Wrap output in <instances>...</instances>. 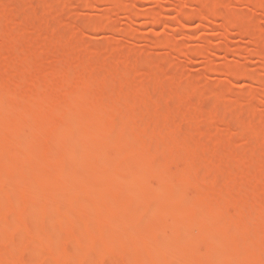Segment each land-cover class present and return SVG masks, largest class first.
<instances>
[{
	"label": "rangeland",
	"instance_id": "rangeland-1",
	"mask_svg": "<svg viewBox=\"0 0 264 264\" xmlns=\"http://www.w3.org/2000/svg\"><path fill=\"white\" fill-rule=\"evenodd\" d=\"M35 1L38 4L39 7L37 5L36 6L39 9H35L32 11V8L35 6L34 4H36L34 3ZM35 1L33 2V0H16V3L12 4L11 0H0V16L6 18L4 22L6 21L7 25H0V33H4L6 32V30L7 33H10L11 27H8L10 24L8 25L7 20L10 18V15L12 16L14 14L17 20L14 19V15L11 19L15 22H18L19 24H17L20 25L19 27L21 29H23V27H26V33L23 32V36L19 35L18 40L24 44L26 49V52H24L25 54L21 55L22 59L23 57H25L23 59V64L24 66H26V63H29L27 65L29 67L26 66L28 68H26L28 70L27 72L24 67L20 68L17 67L16 64H13L14 61L12 59H8L7 61L6 59L8 57L12 58L11 56H16V53L14 51L16 49L17 52L19 48L12 49L13 47L18 46H14L13 44H11L13 45L11 46L10 43H7L8 41L11 42L8 39L7 42L0 41V58L2 59V57L5 58L7 56V58L4 59L5 61H7V63H4V61L3 64L2 61H0L1 64H3L2 66H4L5 64H9L10 61H13V63L11 62L9 65L12 64L13 66H16L17 72H20L21 74H19L22 77L20 82L16 85V87H18L19 89H14L13 85L9 86V84L11 83H8L9 88H0L1 92L7 91L6 89L10 90L7 91L6 95L2 96L3 101L0 102V113L3 116H0L2 117L0 119L3 123H5L3 124L4 127L5 125L10 128L13 126L15 127L16 123H19L21 120H23V118L26 119V117H24L26 115L28 118L27 122L29 124L30 118L32 119L30 120L31 122H34L36 121V118H39L38 115H36L38 113L41 116L42 120L43 116L45 118L46 113V115H49L52 111L54 112V110L52 109L54 108V102L56 103V100L59 101L58 99L60 98L58 97L62 96V91L65 92L64 90H62L64 89L62 88V85H66L69 83H72L71 87L75 88V86H73L74 84L80 87L74 89L75 92L79 94V96L78 94L73 93L74 96L77 95V99L75 97H72L71 95V97L73 98H71V101L74 100L76 102V100H82V97L88 95L89 98L87 97V99H90L91 101H95L99 98V102L101 103V101H103L102 104L104 106L103 108L101 106V110H99L98 113H100V115L102 113L103 114L101 116L98 115L99 117L97 118L88 117L90 118H87L88 120H86V117H83L85 120H81L80 118V122L78 121L79 119H76V123L73 119H69L70 121L73 120L72 122L77 124V126L74 125V128L71 127L72 122L70 123L68 119L67 121L70 125L68 124V122L66 123L67 125L64 123L66 120H61V129L63 128L62 123L67 126H64L65 128L62 130L59 129L60 131H64V134L61 136H58L60 135V132L56 128L53 129L57 130V133L54 131L55 135H53L52 127H54L55 125L49 124V126H47L48 124L46 125V123L42 121L40 124V128L42 130H39L40 135L42 134L41 136L39 135V131L37 129L35 131L30 130L29 128L26 129L25 127H21L22 130H20L19 127L20 132H15L17 129L15 131L13 130L15 135H17L15 143L13 142L15 138L13 132H7L8 136H14L13 140L11 139V141L9 139L12 138V136L8 139V137L6 136V132L3 130L5 132L4 134V132L0 131V134L2 133V135L0 136L1 148L5 147L6 149L8 147H11L10 149L13 150L19 144H16V142L19 141H17V139H20V143L23 141L22 144L24 146L22 145V147L17 148L19 149V153H25L26 155L31 153V149L29 150V147L35 148H32L34 151L38 149L40 153L42 151L44 152L45 149L47 150V148L49 149V145H51V151H54L53 148H55L58 152L54 144L58 146L56 142L58 143V140L60 139L59 137H61V139L63 138L62 142L61 140L59 141V149L62 150H59L60 153H57L55 151V153H51L49 150L48 155L51 154L50 156H46L41 153L43 157H39L41 155L36 153L38 156L35 157V152L33 151L36 160L33 158V154L31 153V159L29 157H25L26 160L27 158H29L30 160L28 165L26 167H23L21 170H18L20 173L17 170L15 171L16 173H19L17 177H15L16 173L15 176H6V178L9 177L8 180L9 184H11V190L9 191V194L7 192L6 195L3 196L6 198L8 197L7 199L0 197V219H5L8 221V225H4L5 228H3V225L0 227V229L2 228L0 230V264H8V261L9 264H47L50 263L47 262L49 260L45 259L47 257H49L48 259L50 260L52 259L51 264L53 262V264H55V262L56 264H71V262L72 264H75L73 263L75 262L74 258L77 259V264H80L82 261V264H96L97 261L94 260L95 257L92 256L93 253L94 256L95 254L97 255V253H95V250L93 251V249H95L96 247L94 245L96 242V238L98 237L96 233L99 231L102 234L103 232H105V228H107V230L108 228L109 230L111 229L113 231V234L114 232L116 234L114 239L110 241L111 243L109 242L104 246L107 250L111 251L113 255L112 259L115 261L113 262V264H142V262L144 261H148L149 264H161V262L164 261V258H167L168 255H171L172 251H170V242L178 250L176 254H173L175 251H173L172 253V255H175V258L171 257L172 255L170 257L168 256L169 259L173 258L171 259L172 262H174L173 264H195L193 262H196V264H264V65L263 60L261 59H264V12H262V10H257L256 7H254L253 9L251 6L255 5L250 3V1L257 2V0H223V2L220 0L219 2H221L222 5L220 7L218 5L219 10H217L218 12L221 11L220 15H214L216 17L210 20L208 19V21L207 19L202 20L200 17L199 19H197L196 17L198 16L194 17L192 15L193 18L192 16L188 17L189 13L190 15L194 12V14H197L196 10L199 9V6L203 4L202 3L199 5L200 0H198V4L193 0L191 2L189 0H185V2L182 0ZM109 1L114 3V5L115 3L117 5L118 2L120 4H118L119 6L117 5L119 9L121 7L123 9H115L117 7L116 5L114 7L112 5L107 6V2L108 4L111 3H109ZM207 1L212 2L211 0H206V2ZM260 1L264 2V0ZM201 2H203V0H201ZM31 3V6L33 7L30 6ZM60 3L62 4L59 5ZM195 5L196 7H194ZM62 6L66 8H64L66 12L63 10ZM56 7L61 8V13L58 12L59 9L57 10ZM111 8H113V10L108 11V9ZM190 8L193 9L189 11ZM62 10L64 11L63 14ZM47 11L51 14L48 15L49 17L53 15L52 13H56L55 16L53 15L54 18H52V20L50 18H46L45 15L47 14L44 15V13ZM127 11L132 13L133 11H135L133 14L134 16H129V14L132 13H128ZM184 11L188 13V15L186 13L187 16H185ZM22 13L29 14V20H31V23H29L30 27L27 26L28 24L25 22V19L23 20V18H20V16L24 17V15H26H23ZM145 14H147L148 16L150 15V18L144 17ZM16 15H19V17H16ZM221 15L223 16V19H221ZM224 16L225 18L229 17L225 19L226 22H229V20H231L230 23L233 22V24L236 23L235 20L237 22L239 19H241V22L245 20L244 22L246 24H250L249 26L247 25L248 28H245L249 29V27H252L251 29L252 32L254 31L253 33L255 36V40L252 41L248 37L244 38L240 34L239 36L237 30L234 29L233 26V29H230L229 32L226 30V28L224 29ZM81 19L84 23H80L81 21L79 22V20ZM84 19H86L87 21H85ZM221 20H223L224 22ZM246 24H242V26H246ZM236 26L240 25H237L236 23ZM69 27L73 30L74 27L77 28L76 31L78 34L74 32L77 35L72 38L69 37L72 36V32L71 35H67V31L70 30L68 29ZM8 28L10 31L8 30ZM61 28H64L65 31L67 30V34H65V31ZM60 29L64 31V34L61 33ZM53 35L55 37H52ZM50 38H52V40H58L59 38L58 42L61 45L58 44L60 45V48L57 46L59 48L58 51H60L62 46V50L60 51L61 53H59L60 55H57V57L59 58L54 59L56 55H53L52 53V55H50L49 53L51 52V50L50 52H48L49 48L53 49V47H55V43L56 45L58 43L57 41L52 42ZM6 46L8 48L10 47V49H7ZM28 46L33 47L34 50L28 51ZM57 47L55 49H58ZM226 47H228V49L231 48L230 50H233V52L226 54ZM122 49L124 51H122ZM40 50L42 52H40ZM81 50H89V53L87 54L91 58L88 59L87 57L89 56H87V59H80L81 57L87 55L84 52H82L81 54L84 53L85 55L82 56L80 54V58H78L77 54L80 53ZM201 50L205 53H201ZM44 51H47L48 55H50L49 61H47L48 59H45L47 58V54H45V57H42L44 55ZM70 51L72 53L77 52L76 54H74L77 58L75 57V59H72V57H70L72 59H70L71 61L66 58L65 55H63L66 52V54H69L68 52ZM194 51H197L198 55H196L197 53L195 54ZM41 53L43 55H41ZM139 55L142 56L143 61L145 60V62H142L141 64L143 66H141L140 63L137 64L138 62H140L138 60L141 59V57H139L140 59H137ZM60 56L63 57V59H61ZM39 58H41V60H38ZM51 58H53L54 60ZM59 59H61L62 61ZM135 59L137 62L135 61ZM176 59L177 61L174 62V60ZM52 60L55 62L53 63ZM33 61H35V63ZM33 63H38V66L35 65V67ZM91 63L95 64L96 66V63H98L99 65H101L102 63L104 64V67H106L103 68V65H98V67H102L101 73V69L97 67L99 70L95 71L96 66H94L95 68H93L91 66ZM124 65H126L127 69L121 70L122 72L118 73L117 70L121 66L125 68ZM83 67L88 69H84ZM145 67L150 68L151 71L148 72L152 74L150 77H148L147 80H145V72L147 71L143 72V70H147L145 69ZM151 67H154L153 70L156 71L153 72ZM11 68L12 67H10V69ZM81 68L84 70H81ZM106 68L109 70L110 68H114L115 71L112 69V71H106ZM31 69L34 70L32 74H30V72H32ZM168 69H173L172 71L175 70L176 73H171ZM11 70L14 71L15 68L14 70ZM71 70L78 71L80 76L83 75L82 71L87 70L88 73H86V79H88V81L84 79L85 76L84 78L80 79V76H78V72L76 71L75 74L77 73V76L73 74L76 77H72V73L69 72ZM231 71L238 73L233 74L231 73ZM17 72L15 73L17 74ZM69 73L71 74V76ZM110 73H114V75H110ZM157 73L159 75H157ZM155 74L157 75L156 79L154 78L156 76ZM107 75L109 77H107ZM163 76L166 79L162 78ZM89 77L91 80L89 79ZM168 77H171L173 79H169ZM106 78L107 80H105ZM82 79H84L85 81H82ZM99 79L100 81L102 80L103 83H100ZM142 79L145 80V84ZM79 80L82 82H79ZM160 80L161 82H159ZM28 81L30 82V84H33V81H35L33 87L37 86V84L39 85L40 83L39 88L35 87L33 89V87H29L31 85ZM89 81H91L89 84L91 87H89L87 84L89 83ZM21 82H24L23 86ZM27 83L28 85L24 87V85H26ZM13 84L15 85V83ZM81 85L83 87H81ZM22 87L25 89H23ZM126 87L129 88V93L125 92L126 90L128 91ZM26 89H28V91ZM66 89L70 90L73 88ZM21 91L23 92L21 93ZM32 91L35 94L32 93ZM39 92L44 93V95L47 92V94L46 96L42 94V96ZM15 93H18L19 95H16ZM54 95L56 96L54 97ZM120 95L123 96V98ZM52 96L55 100L53 98V100L51 99ZM125 96L128 97L125 98L126 101L122 102L121 99L124 100ZM169 97H173L174 99H170ZM16 98L18 99V101ZM43 98H47V102L49 101L48 98H50V101L53 102H49L50 106L49 104L47 105V103L44 106L43 103H45V101ZM114 99L117 102H114ZM141 99L144 100L141 101ZM37 100H41L39 101L38 106L36 104ZM82 101H79L80 104ZM32 102H35L34 105ZM138 102H141V104ZM142 102H146V105H143ZM73 105H75V103H73ZM116 105L119 107V109H115L117 108ZM120 105H122L123 107H120ZM43 106L46 109L43 110ZM40 107L42 108V110ZM27 108L29 109L30 113L28 112ZM55 108L56 111L59 106H55ZM116 111L121 113L115 114ZM93 118L95 119L93 120ZM116 118H119L120 120H116ZM125 118L128 120H126ZM170 118H178V120L185 125L181 129H178L176 128V124H174V122H172ZM121 119H125L126 121H122ZM1 120L0 126L2 125ZM120 122L122 126L119 124ZM123 122L125 123V126L123 125ZM167 122L169 123L168 127L166 125ZM74 123H72V125ZM155 124H158L159 129L157 128L158 131L156 129L153 133H151ZM164 126L166 127L164 128ZM170 127L174 130V132H168L169 130L172 131ZM224 127H226V129ZM209 128H211L210 132ZM113 129L116 130L114 131ZM146 129H148L147 132ZM218 129H221V132H219L220 130ZM225 130H227L228 132L227 136ZM37 131L38 133H36ZM164 131H166V133ZM205 132H209L208 134H210L207 137L208 139L206 138L207 140H204V137L202 136ZM19 133H22L23 135H20V138ZM222 133L226 136V141L223 138L225 143L228 142V144H230V149H228V151L230 150V153L225 152L226 154L223 153L222 155L218 153L217 155L216 152L218 151V149L220 150V147H215V144H217L216 146H220L223 136H219H221ZM249 134H256L255 139H249ZM70 135H72V137ZM246 135H249V138H246ZM46 138H51L52 142L50 141V143L48 144ZM76 138L78 139V142L80 144L77 143ZM34 139L37 142H35ZM223 139L222 142L224 143ZM210 140L211 142L216 141L213 142L214 146H211L213 144L210 142ZM8 141L9 144H6ZM68 143L70 145L74 143L75 145L73 144L74 146L72 147H70V145L66 146L68 145ZM5 144L7 146H5ZM231 146L234 147V149L237 148L235 152L233 151V148H231ZM24 148H28V150H26L27 153L24 151ZM213 148L216 149V151H214ZM18 149L15 148L14 150H17L18 152ZM123 150L124 152L126 151L125 154L123 153ZM127 150H129L130 152L128 151L127 153ZM199 150L202 151L201 154L202 156L204 154L205 158L201 156ZM210 151H213L215 155L213 153H210V158H208L209 160H207L206 157L209 156ZM112 152L115 154L114 157L116 159L113 158L114 154H112ZM172 152L173 154L175 153V155H177L176 161H169L167 158ZM205 152L206 154L208 153V155H205ZM116 155L117 157L118 155L120 157L117 158ZM111 156L113 159H111ZM215 156H227L225 157L226 161L223 159L220 160L221 162L218 161V164L217 162L214 164L211 163L212 165L209 164L211 162V157L213 160H215ZM38 157L42 159H39ZM32 159H34L33 162ZM37 159H39V162L40 160L42 162H38L35 165L36 161H38ZM216 160H218V158H216ZM105 161H107V163ZM101 162H105L106 166H104V164H102ZM155 162L159 165L161 175H163H160L158 178H161L158 180L155 179L156 175H154L153 173V164ZM91 163L95 164V172L93 171L94 167L90 165L92 168L91 172H94L93 174H91L92 179L96 180L95 182H92L91 175H89L90 178H88V174L90 173L86 174V172H90L89 168L87 169V167ZM31 164H33L34 166ZM205 164L208 166H206ZM97 166L99 167V169L96 168ZM29 169L30 171H28ZM82 173L86 174V178H84L85 175L83 176ZM76 175H78V179L76 178ZM93 175L95 176L94 178ZM87 178L91 182L86 181L89 182L86 184L84 180H87ZM6 180L7 179H5V181ZM79 182L81 184H79ZM82 182H84V184H82ZM120 183H129L127 185L129 186V189H126L127 192H124L126 187L124 185L123 186L125 188L121 187ZM159 183H163L162 186H165V188L162 187ZM135 184L137 185V187ZM148 184L151 191L153 187L159 186L164 189V191L161 192H159L158 189L157 190L159 192L158 194L160 198L163 197V200L165 202L160 201V204L158 203L159 205L155 206L147 205L150 204V202L152 203L157 201V198L154 197H157L158 195L155 194L152 197V193L157 192V190H153L155 192L152 191L150 193L149 188L146 187ZM88 187H90V189ZM113 188L115 192H113ZM91 189H93V191ZM146 189L149 194H151V198H154L156 200L150 201L151 198L146 194L148 193L146 192ZM88 190H91L90 192H92L93 194H101V191L103 192L104 190V193L106 191L109 192V190L111 191V193L113 192L110 195L115 199L114 201L120 202V205L117 203L119 207L115 205L116 209L118 210V208H122L120 209L119 215V210L115 211L114 209L112 211V215H109V218L106 217L107 219H104L103 217L105 216H102V220L105 221V224L99 216L98 221V217L96 216V212L94 209L95 207L93 206L95 205L94 201H91L92 204L90 202L87 205L83 204L81 191L82 194H85L89 192ZM141 192L145 193L144 195L146 196H143V193ZM104 193L102 195H104ZM107 193H105L104 197L107 198V200H113V198H109L111 196L108 195L109 197H107ZM125 193L128 196H125ZM136 194H140L142 201L144 200L143 198H145L146 200H144V202L149 199V202L147 201L144 204L146 208L141 207L143 204H139L136 201L138 199L137 197H139L138 195L136 196ZM86 195L89 196L88 194ZM121 195L123 199H121ZM93 196L94 195H92V197ZM101 196L99 198H102ZM115 196L118 198V200L117 198H115ZM147 196L149 198H147ZM132 198H134L135 200H132ZM130 199L131 202H129ZM121 203L125 205L127 204L126 207H122ZM161 204L173 213L167 210L163 211L162 208L164 207ZM151 206H154L159 210L162 218H167L166 224L164 223V219L162 220V222L160 221V219L158 220L160 216L156 218L159 213L157 214L156 209ZM160 210H162L163 213L165 212L168 216H171V214L172 216L168 217L164 213L166 217L165 218L162 211L160 212ZM64 211L65 213H63ZM234 211L239 214V217L232 222L226 221L225 215L230 212L234 213ZM60 212L63 214V218L64 214L69 215V217L72 216L71 218H68L67 216L69 222L72 223H69L68 225V222H66V226H70L71 230L68 228V230L65 231L63 227L62 228L64 230H61V232L65 231V235L62 233L65 238L67 237L66 232H68L69 230L72 232L73 237L71 233H69V231L68 234L70 235L67 234L69 238H66L68 241L70 240L69 243L71 245L70 246L68 243V245L70 246V248L68 247V249H72L71 253L75 254L77 252V254H79V250L81 254H83V252L87 253L86 251H88V255L89 252L93 251V253H90L89 255L91 258L93 257V260L91 258L89 260V256L85 253V257H83L82 255H79V257H77V255L75 254L74 257L71 256L73 254L70 253L69 257L70 261H72L67 262L64 259H61L62 257H60V254L57 255V252L59 251L56 250L55 252L56 247L53 248L51 243H48L53 237L52 236L50 237V239H47L49 238L48 236L50 235V233L54 231L57 233L59 225L61 223L62 225H60V227L64 225V220L59 221V219H62V217L60 216L61 218H59V215H57L61 214ZM76 212H78L79 214H77ZM154 212L156 213V215ZM80 213L83 215L84 219H81L83 217ZM115 213H117L116 216H114ZM76 214L79 218V215H81V218L79 220H82L83 222H80L77 218H74L77 217ZM221 214L223 215V217H221ZM193 218L194 220L196 218L197 221L195 220L194 222L193 220L191 222ZM70 219H74V225V221H71ZM109 219H111V221ZM169 219L173 222H168ZM187 219L190 224L194 223V226L198 225V227H203L202 229H204L205 232L201 229V227V230L199 229L197 231H199V233L201 231L204 233L201 232L200 235L198 234V232H194L196 231L195 229L197 227H194L195 229L193 230L189 229L191 233L193 232L192 234L187 231L190 227H184L186 230H180L179 228L183 227L182 225L179 226L180 222H183V224L185 223L190 226L189 222H187ZM76 220H78L77 224ZM45 221H50L48 222L49 227L46 225L47 223L45 224L47 227L44 226ZM55 223L58 226L55 225ZM78 223H81L79 224L80 226L78 225ZM176 223H178V225ZM172 224L174 225V227H172ZM75 225L79 226L80 228H77V226ZM164 225L165 227L167 226L166 228L168 230H166ZM208 225L209 227H216L215 229L221 230L222 233H213L212 235L209 234V236L208 234H206V231L207 233H209V227H207ZM162 226L164 228L162 229V231L165 230L164 237L165 235H167V238L169 240L166 239V241L169 242L164 241L165 238H163L162 235V238L164 240L160 239L158 243H154V245L147 246L144 244H140L147 238L150 243H153L154 239L152 241L151 236H154V238L157 237L156 234L161 231L160 229L162 228ZM191 226L193 225L191 224ZM205 227H207L208 230ZM177 229L181 232L177 231ZM72 230L74 231V233ZM75 230H81L80 233H82L83 230V233L79 235V232L76 231L78 233L77 235ZM107 230L106 232L108 233L105 232L106 234L113 235L110 231ZM195 233H197V235L201 237L200 238L196 235V237H198L197 241L194 237ZM159 234L161 235L160 232ZM205 234L206 237L204 238ZM75 235H77L78 237V244L75 245L76 249H78L77 252L75 247L73 246L77 242V237ZM81 235H84V237ZM55 236L53 241L55 240L56 242V239H59L56 237H58L59 235L57 234V236ZM141 236L142 238L145 237V239H141ZM172 236L174 239L172 238ZM45 238L46 241L48 240L47 243L50 244L49 246L46 241H44ZM72 238H74L76 242L73 241ZM136 239L139 242H137ZM71 240L73 241V243ZM176 240L179 243L178 245L180 249L177 248L178 245L176 246V244L173 243V241L175 242ZM53 241H50L53 245L58 244L57 242L55 243ZM202 243L205 244L203 245ZM92 244L94 245V248H92ZM164 244L165 246L168 245L169 250L167 249V247H163ZM43 245H45L44 248ZM78 245L79 247L81 246L80 249L77 248ZM82 247L85 248L86 251H84ZM90 248L92 249V251H90ZM39 249L40 252L41 250L44 251V253L42 254H45V256H40L41 254H38L39 252H35L39 251ZM47 249L48 251H46ZM171 249L173 250V247H171ZM23 250L25 252H23ZM27 250L28 253L32 252L31 255H28ZM52 250L54 252H51ZM81 250L83 252H81ZM167 250L170 252H168ZM165 251H167L168 253H166ZM21 252L23 253L21 254ZM46 253H49L50 256L49 254L47 256ZM55 253L56 256L59 257L58 259H56V256H52L55 255ZM37 255H39L41 261L38 260ZM19 256L23 257L21 259L22 262L19 261ZM24 256L26 258H24ZM80 256H82V258H80ZM8 257L9 259H14L15 261L13 260V262H11V260L7 259ZM17 257H19V260L17 259ZM42 257H45L44 262ZM201 257L208 258L210 262L208 263V260L204 262V259H202ZM78 258L80 259V261L78 260ZM32 260H34L35 262Z\"/></svg>",
	"mask_w": 264,
	"mask_h": 264
},
{
	"label": "bare ground",
	"instance_id": "bare-ground-1",
	"mask_svg": "<svg viewBox=\"0 0 264 264\" xmlns=\"http://www.w3.org/2000/svg\"><path fill=\"white\" fill-rule=\"evenodd\" d=\"M17 1H20V0H17ZM34 1H35V0H33V2H34ZM112 1H113V0H112ZM114 1H116V0H114ZM178 1H179V0H178ZM182 1L185 2V0H182ZM189 1L191 2L192 0H189ZM193 1H194L195 3L198 2V0H196V1L193 0ZM211 1H212V2H210V1H207V2H206V0H205V1L203 0V2H201V0H200L199 5L202 4V3H203V4H202L201 6H199V9H197L198 11L196 10L197 14H194V13H195V12H194V13H191V15H190V13H189V16H188V17H190V16L193 15L194 17H195V16H198V17H196L197 19H199V17H200L202 20L207 19V21H208V19L210 20V19L215 18L216 16H214V15H217V14L220 15L221 11L218 12L217 10H219V7L222 5V3L219 2L220 0H211ZM221 1L223 2V0H221ZM23 2H24V1H23ZM33 2H32V3H33ZM110 2H111V1H109V3H110ZM1 3H2V2H1ZM11 3H12V4H15V3H16V0H11ZM32 3L30 4V6L32 5ZM34 3H36V1H35ZM34 3H33V4H34ZM175 3H176V2H175ZM250 3L255 5V6H251V5H250L253 9H254V7H256L257 10H260V11L262 10V12H264V2H263V1H260V0H257V2H252V1H250ZM61 4H62V3H60L59 5H61ZM63 4H64V3H63ZM118 4H119V3L117 2V5H118ZM184 4H185V3H184ZM186 4H188V3H186ZM189 4H190V3H189ZM191 4H192V3H191ZM197 4H198V3H197ZM248 4H249V3H248ZM34 5H35V6H36V5L38 6L37 3L34 4ZM105 5H106V3H105ZM105 5H104V6H105ZM109 5H112V6L114 7V6L116 5V3H115V5H114V3H112V2H111L110 4H108V2H107V6H109ZM117 5H116V6H117ZM119 5H120V4H119ZM119 5H118V6H119ZM121 5H123V4H121ZM181 5H182V4H181ZM218 5H219V7H218ZM35 6H34V7L31 6V7H33V8H32V11L35 10V9H36V10L39 9V8H38L39 6H38V7H37V6L35 7ZM118 6H117L115 9H117V8L119 9ZM179 6H180V5H179ZM62 7H63V10H64L65 7H64V6H62ZM110 7H111V6H110ZM192 7H193V6H192ZM194 7H196V5H195ZM56 8H57V10L59 9L58 12L61 13V12H60V11H61V8H59V7H56ZM121 8H122V7H121ZM121 8H120L119 10H121ZM51 9H52V8H51ZM53 9H54V7H53ZM65 9H66V8H65ZM118 9H117V10H118ZM122 9H123V8H122ZM126 9H127V8H126ZM161 9H162V8H161ZM161 9H160V10H161ZM184 9H185V8H184ZM191 9H193V8H190L189 11H191ZM63 10H62V14L64 13V11L66 12V10H64V11H63ZM109 10L112 11L113 8L108 9V11H109ZM124 10H125V9H124ZM124 10H123V11H124ZM174 10H175V9H174ZM180 10H181V9H180ZM180 10H179V11H180ZM177 11H178V9H177ZM181 11H182V10H181ZM181 11H180V12H181ZM189 11H188V12H189ZM194 11H195V10H194ZM26 12H28V11H26ZM53 12H54V10H53ZM127 12H128V13H132V12H129V11H127ZM134 12H135V11H133L132 14H129V16H132V15L134 14ZM184 12H185V11H184ZM184 12H183V13H184ZM217 12H218V13H217ZM149 13H150V12H149ZM183 13H182V14H183ZM186 13H187V12L184 13L185 16L188 15V13H187V15H186ZM22 14L24 15V14H26V13H22ZM27 14H28V13H27ZM27 14L24 15V17H23V16H22V17L20 16V18H21V19L23 18V20L25 19V22L28 24V25H27V24H26V25L30 27V24H29V23H31V20H29V19H30V18H29L30 16H29V14H28V15H27ZM45 14H47V15H45ZM49 14H50V13H48V11L44 13V15L46 16V18H48V19L50 18V19L52 20V18H54V16H55L56 13H52L54 16L52 15V16H50V17L48 16ZM150 14H151V13H150ZM184 14H183V15H184ZM3 15H4V14H3ZM5 15H7V14H5ZM9 15H10V14H9ZM13 15H14V14H13ZM13 15H12V16H13ZM20 15H21V14H20ZM50 15H51V14H50ZM145 15H147V14H145ZM145 15H144V17H148V18H150V15H149V16H148V15L145 16ZM160 15H161V14H160ZM180 15H181V14H180ZM12 16L10 15V16H9V17H10L9 19H8V17H7V19H8V20H7V23H8V25H9V24L11 25V26L9 25L8 27H9V28L11 27V31H10L9 28H8V30L10 31V33H9V32L7 33V30H6V32H4V33L1 32L2 35H1V33H0V41H1V42H4V41L7 42L8 40H10L11 42L8 41L7 43H10V45L13 44L14 46H16V45L18 46V47H13V48H12V49H15V48H17V49L19 48V49H20V50L18 49L17 52H16V49H15L14 52L16 53V56L13 55V56H11L12 58H9V57L7 58V56H6L5 58H7V59H6L7 61H8V59H9V60L12 59V60L14 61V63H13V61H10L9 64L12 62L13 64H16L17 67H20V68H21V67H24V68L26 69L27 67H29V66H27L29 63H26V66H27V67L24 66V64H23V59H24L25 57H23V59H22V56H21V55H24V54H25L24 52H26V49H25L24 44L21 43V41L18 40V36H19V35H20V36H23V35H24L23 32L26 33V27H25V28L23 27V29H21V28L19 27L20 25H18L19 23H18V22H15L14 20L11 19ZM133 16H134V15H133ZM133 16H132V17H133ZM135 16H136V15H135ZM152 16H153V15H152ZM155 16H156V15H155ZM176 16H177V15H176ZM193 16H192V18H193ZM16 17H19V15H18V16L16 15ZM127 17H128V16H127ZM211 17H212V18H211ZM221 17H222L221 19H223V16H222V15H221ZM4 18H5V17H4ZM4 18H3V16H0V25H3V24L6 25V21L4 22V20H6V18H5V19H4ZM81 18H82V17H81ZM129 18H130V17H129ZM156 18H157V17H156ZM182 18H183V17H182ZM217 18H218V17H217ZM226 18H229V17H226ZM226 18H225V16H224V20H225ZM14 19H16V18H15V15H14ZM152 19H153V18H152ZM218 19H219V18H218ZM16 20H17V19H16ZM84 20L87 21L86 19H84ZM234 20H235V19H234ZM234 20H233V21H234ZM243 20H244V19H243ZM243 20H242V21H243ZM80 21H81V22H80ZM221 21H223V20H221ZM227 21H228V20H227ZM230 21H231V20H229V22H226V20H225V25H223V26H225L224 29L226 28V30L229 32L230 29H233V28H232V26H233L234 29L237 30L238 35L240 34V35H242L244 38H245V37H248V38H249L250 40H252V41L255 40V36H254V33H253L254 31L252 32V29H251L252 27H251V28L249 27V29H246V28H248V26H249L250 24H249V25L246 24V23L244 22L245 20H244L243 22H241V19H239V20H238L239 23L235 20V22L237 23V25H240V26H236V23L233 24V22L230 23ZM246 21H247V20H246ZM79 22L82 23V22H83L82 19L79 20ZM223 22H224V21H223ZM240 22H241V24H240ZM17 23H18V24H17ZM83 23H84V22H83ZM227 23H229V24H227ZM248 23H249V22H248ZM226 24H227V25H226ZM242 24H244V25L246 24V26H244V25L242 26ZM247 25H248V26H247ZM6 26H7V25H6ZM16 26H17L18 28H17ZM237 27H239V28H237ZM245 27H246V28H245ZM71 28H73V27H71ZM6 29H7V28H6ZM18 29H19V30H18ZM61 29L65 31L64 28H61ZM61 29H60L61 33L64 34V31H62ZM68 29H70V27H69ZM4 30H5V29H4ZM17 30H18V31H17ZM20 30H21V31H20ZM74 30H75V31H74ZM74 30H73V29H70L69 31L66 30V31L68 32V34H67L66 31H65V34H67V35H71V32H72V36H69V37L72 38V37H74V36H76V35L78 34L77 31H76L77 28L74 27ZM12 31H13V32H12ZM250 31L253 33V35H252V33H251ZM69 32H70V33H69ZM74 32H76L77 34H75ZM78 32H79V30H78ZM224 32H226V31H224ZM5 33H6V34H5ZM59 33H60V32H59ZM56 34H57V33H56ZM56 34H54V35H56ZM74 34H75V35H74ZM54 35H53L52 37H55ZM240 35H239V36H240ZM242 36H241V37H242ZM56 38H57V37H56ZM56 38H55V39H56ZM7 39H8V40H7ZM50 39H51L52 42H53V41H57V42H58V40H59V38H58V40H57V39H56V40H52V38H50ZM53 39H54V38H53ZM61 40H62V39H61ZM15 41H16V42H15ZM52 42H51V43H52ZM60 42H61V41H60ZM19 43H20V44H19ZM1 44H2V43H1ZM58 44H60V43L58 42L57 45H56V43H55V47H53V49L49 48V50H48V52H50V50H51V52L49 53L50 55H52V54H53V55H56V56L54 57V59H55V58H59V57H57V55H58L59 53H61L60 51L62 50V46H61L60 51H58L59 48H60L59 46L61 45V44H60V45H58ZM13 45H11V46H13ZM171 45H172V44H171ZM1 46H2V45H1ZM57 46H58L59 48H58ZM174 46H175V45H174ZM3 47H4V46H3ZM6 47H7V46H6ZM49 47H51V46H49ZM56 47H57L58 49H55ZM107 47H108V46H107ZM47 48H48V47H47ZM173 48H175V47H173ZM173 48H172V49H173ZM229 48H230V47H229ZM7 49H10V47H9V48L7 47ZM223 49H224V48H223ZM230 49H231V48H230ZM230 49H228V47H226V49H225V53H226V54H229V53L233 52V50L231 51ZM24 50H25V51H24ZM30 50H34V48L31 47V46H28V51H30ZM119 50H121V49H119ZM125 50H128V49H125ZM203 50H204V49H203ZM205 50H206V49H205ZM9 51H10V50H9ZM56 51H57V52H56ZM86 51H88V52H86ZM122 51H124V50L122 49ZM171 51H172V50H171ZM229 51H230V52H229ZM10 52H11V51H10ZM14 52H13V53H14ZM22 52H23V53H22ZM40 52H42V51L40 50ZM48 52H47V51H44V53H43L44 55L41 53V55H43L42 57H45V54H47V55H46L47 58H45L46 60L48 59L47 61L50 60V59H49V58H50V55H48ZM70 52H71V51H70ZM70 52H68L69 54H66V53H67V52H66V53L63 54V55H65L66 58H68L69 60L71 59L70 57H72V59H73V58L75 59L76 55H74V54H76L77 52H76V53H74V52L72 53V52H71L72 54H71ZM78 52H79V51H78ZM82 52H84L85 54H87V53H89V50H83V51L81 50V52L77 54L78 58H80L79 55H80ZM174 52H175V51H174ZM192 52H193V51H192ZM194 52H195V51H194ZM198 52H199V51H198ZM200 52H201V53H205L204 51L202 52V50H201ZM200 52H199V53H200ZM17 53H18V54H17ZM21 53H22V54H21ZM51 53H52V54H51ZM84 53L81 54V55L84 56V55H85ZM196 53H197V51L195 52V54H196ZM70 54H71V55H70ZM206 54H207V53H206ZM19 55H20V56H19ZM59 55H60V54H59ZM61 55H62V54H61ZM67 55H68V56H67ZM69 55H70V56H69ZM196 55H198V53H197ZM199 55H200V54H199ZM201 55H202V54H201ZM8 56H9V55H8ZM48 56H49V57H48ZM65 56H64V59H65ZM87 56H89V55L87 54V55H85L84 57H81L80 59H85ZM14 57H15V58H14ZM52 57H53V56H52ZM60 57H61V56H60ZM139 57H141V59H140ZM143 57H144V56H143ZM5 58L2 57L3 60L0 58V59H1L0 61H2V63H3V62L5 61V60H4ZM13 58H14V59H13ZM76 58H77V57H76ZM87 58L90 59L91 57L89 56V57H87ZM87 58H86V59H87ZM144 58H145V57H144ZM207 58H208V57H207ZM42 59H43V58H42ZM45 59H44V60H45ZM51 59H53V58H51ZM54 59H53V60H54ZM61 59H63V57H61ZM61 59H59V60H61ZM72 59H71V60H72ZM137 59H140V60H138V61H140V62H138L137 64L140 63V65H141L142 62H145V60H144V61L142 60L143 58H142V56H140V55L137 57ZM174 59H175V58H174ZM261 59L263 60V65H264V59H263V58H261ZM38 60H41V58H39ZM53 60H52V62L54 63L55 61H53ZM71 60H70V61H71ZM141 60H142V61H141ZM7 61H5L4 63H7ZM57 61H58V60H57ZM61 61H62V60H61ZM135 61H136V59H135ZM175 61H177V59L174 60V62H175ZM33 62L35 63V61H33ZM40 62H41V61H40ZM66 62H67V61H66ZM68 62H69V61H68ZM136 62H137V61H136ZM4 63H3V64H4ZM34 63H33V64H34ZM92 63H93V62H92ZM92 63H91V66H92L93 68H95L94 66H96V65H95V64H92ZM0 64H1V62H0ZM3 64H1V66H0V67H1V68H0V71H1V73H0V88H1V89H3V88H4V89H5V88H9V87H8V83H11V84H9V86H12V85H13V86H14V89H15V88H18V87H16V85H17V83L20 82V80H21V78H22L21 75H20L21 73H20V72H17V70H16L17 67H16V66H13L12 64H11V65H9V64H5L4 66H2ZM17 64H18V65H17ZM96 64H97V66H96V70H95V69H94V70H95V71H98L99 69H101L100 71H101V73H102V67L105 68L106 66L104 67V64H102V63H101V65H99L98 63H96ZM143 64H144V63H143ZM7 65H9V66H7ZM35 65L38 66V63L34 64V66H35ZM98 65H99V66H102V65H103V66L100 68V67H98ZM6 66H7V67H6ZM36 66H35V67H36ZM124 66H125V68H124L123 66H121L123 69H122L121 67H120L119 69L117 68V69H118L117 72L119 73V72H122L121 70L127 69V68H126V65H124ZM141 66H143V65H141ZM144 66H149V65H144ZM8 67H9V68H8ZM10 67H12L11 69H13V70H14V68H15L14 71L17 72V74H16L14 71H12V70L10 69ZM97 67H98L99 69H98ZM112 67H113V65H112ZM223 67H224V66H223ZM226 67H227V66H226ZM83 68H84V69H88V68H85V67H83ZM93 68H92V70H93ZM143 68H144V67H143ZM151 68H152V71H153V72L156 71V70H153L154 67H151ZM9 69L11 70V72H10ZM27 69H28V68H27ZM27 69H26V70H27ZM29 69H30V68H29ZM84 69L81 68V70H84ZM90 69H91V68H90ZM111 69H112V68H110V70H111ZM145 69H147V70H143V72H145V71H147V72H148V71H151L150 68H146V67H145ZM149 69H150V70H149ZM155 69H156V68H155ZM225 69H226V68H225ZM227 69H228V67H227ZM227 69H226V70H227ZM23 70H24V69H23ZM31 70H32V72H30V74H32L33 71H34L33 69H31ZM105 70L107 71V70H109V69L106 68ZM110 70H109V71H110ZM112 70L115 71L114 68H113ZM112 70H111V71H112ZM168 70H169V69H168ZM172 70H173V69H172ZM172 70L170 69L169 71H170L171 73L175 72V70H174V71H172ZM226 70H225V71H226ZM228 70H229V69H228ZM21 71H22V69H21ZM75 71H76V70H74V71L71 70V71H69V72L72 73V75H73V74H75ZM85 71H86V72H85ZM85 71H82V74H83V75L81 74L82 76H80V74H79L78 71H76V72H78V76H80V79H81V78H84V76H85L84 79H85L86 81H88V79H86V77H87V76H86V75H87L86 73H88V72H87V70H85ZM103 71H104V70H103ZM12 72H13V73H12ZM27 72H28V70H27ZM73 72H74V73H73ZM90 72H91V71H90ZM104 72H105V71H104ZM147 72H145V73H146V78L144 77L145 80H147L148 77H150V76L152 75V74L149 73V72H148V74H147ZM229 72H230V71H229ZM14 73H15V74H14ZM19 73H20V74H19ZM70 73H69V74H70ZM99 73H100V72H99ZM105 73H106V72H105ZM145 73H143V74H145ZM175 73H176V72H175ZM175 73H174V74H175ZM227 73H228V72H227ZM231 73L234 74V73H238V72H232V71H231ZM76 74H77V73H76ZM76 74H75V75H76ZM112 74L114 75V73H110V75H112ZM149 74H150V75H149ZM75 75H73L72 77H74ZM92 75H93V74H92ZM103 75H104V74H103ZM105 75H106V74H105ZM148 75H149V76H148ZM155 75H156V74H155ZM157 75H159V74L157 73ZM157 75L154 77L155 79L157 78ZM235 75H236V74H235ZM19 76H20V77H19ZM70 76H71V74H70ZM76 76H77V75H76ZM76 76H75V77H76ZM99 76H100V75H99ZM160 76H162V75H160ZM164 76H166V75H164ZM164 76H163L162 78H165ZM171 76H172V75H171ZM72 77H71V78H72ZM102 77H103V76H102ZM107 77H109V76L107 75ZM78 78H79V77H78ZM142 78H143V77H142ZM158 78H159V77H158ZM160 78H161V77H160ZM168 78H169V77H168ZM170 78H171V77H170ZM170 78H169V79H170ZM251 78H252V77H251ZM28 79H30V78H28ZM72 79H73V78H72ZM84 79H82V81H83ZM89 79H90V77H89ZM95 79H96V78H95ZM97 79H98V78H97ZM100 79H101V78H100ZM100 79H99V82L101 83L102 80L100 81ZM108 79H109V78H108ZM165 79H166V78H165ZM171 79H173V78H171ZM254 79H255V78H254ZM12 80H13V81H12ZM18 80H19V81H18ZM22 80H23V79H22ZM31 80H33V79H31ZM31 80H30V81H31ZM74 80H75V79H74ZM85 80H84V81H85ZM90 80H91V79H90ZM105 80H107V78H106ZM142 80L144 81V84H145V80H144V79H142ZM163 80H164V79H163ZM11 81H12V82H11ZM26 81H27V80H26ZM77 81H78V80H77ZM82 81L79 80V82H82ZM165 81H166V80H165ZM28 82H29V81H28ZM31 82H32V81H31ZM90 82H91V81H89V83H87L89 87H91V86L89 85ZM141 82H142V81H141ZM159 82H161V80H160ZM13 83H15V85H14ZM21 83H22V86H23V83H24V82H21ZM34 83H35V81H33V84H30V82H29V84L31 85V86H29V87H33ZM83 83H84V82H83ZM102 83H103V82H102ZM69 84H70V85H69ZM69 84H66L67 86H66V85H62V86H63L62 88H64V89H62V88H61V89L64 90L65 92L62 91V92H61V93H63L62 96H61V97H58V98H60L61 100L57 98L59 101L56 100V103L54 102V108H52V109L54 110V112L52 111L49 115H46L47 113L45 114V112H44V114H45V118H44V116L42 115V116H43L42 120H41V116L39 115V113L36 114V112H35V114L38 115L39 118H36V121L31 122L30 120H32V119L29 117V118H30V120H29V124H28V122H27L28 118H27V115H26V116H24V117H26V119L23 118V120H21L19 123H16V122H15V123H16L15 127L13 126V127H11V128L8 127V126H6V125H5V127H4L3 124H5V123H3L2 120L0 119L1 122H2V125L0 126L2 130L0 129V131H1V132H4V131H5V132H6V136L8 137V139H9V137L12 136V138H10L9 140H11V139L13 140V138H14V136H15L14 141H13V142L15 143L16 138H17V135H15V133L13 132V130L15 131V130L17 129L15 132L19 131V127H20V130H22L21 127H23V128L25 127L26 129L29 128L30 130H35V131H36V129H37V130L39 131V130H42V129L40 128V124H41V121H42V122L46 123V125L48 124L47 126H49V124H50V125H55L54 127H52L53 135H55L54 131L57 133V130L61 129V120H64V121L66 120L65 122L63 121V122L66 124V123L68 122L67 119H68V120H69V119H70V120L73 119L74 122L76 121V119H79L78 121L80 122V121H81L82 119H84L85 117H86V120H88V119H90V118H92V117H96V118L99 117L98 115H100V113H98V111L101 110V109H100L101 106H102V108H103V106H104V105L102 104L103 101H101V103H100V102H99V98L96 99L95 101H91L90 99H87V97L89 96V95H88V96L82 97V98H83L82 100H84V101L79 100V101H82L81 104H80V102L76 100V99H77V97H76L77 95L74 96V94H73V93H76L74 89L77 88V87H78V88H80V87H79V86H76V85L74 84V85H73V86H75V88H74V87H71V84H72V83H69ZM91 84H92V83H91ZM165 84H166V83H165ZM27 85H28V83H27L26 85H24V87L27 86ZM39 85H40V83H39ZM39 85L37 84V86H35V87H36V88H37V87L39 88ZM68 85H69V86H68ZM99 85H100V84H99ZM163 85H164V82H163ZM20 86H21V85H20ZM88 86H87V87H88ZM35 87H33V89H34ZM60 87H61V86H60ZM81 87H83V86L81 85ZM84 87H86V86H84ZM10 88H11V87H10ZM12 88H13V87H12ZM22 88H23V87H22ZM41 88H43V87H41ZM66 88H73V89L67 90ZM99 88H100V87H99ZM1 89H0L1 97L4 96V95H6V94H7V91H10L9 89H6L7 91H2V92H1ZM18 89H19V88H18ZM23 89H25V88H23ZM28 89H29V88H28ZM28 89H26V90L28 91ZM30 89H31V88H30ZM33 89H32V90H33ZM65 89H66L67 91H66ZM126 89H128V91L126 90L125 92H126V93H129V88L126 87ZM59 90H60V89H59ZM59 90H58V91H59ZM122 90H125V89H122ZM27 91H25V92H27ZM36 91H38V90H36ZM58 91H57V93H58ZM76 91H77V90H76ZM113 91H114V90H113ZM15 92H17V91H15ZM22 92H23V91H21V93H22ZM29 92H30V91H29ZM42 92H43V91H42ZM44 92H45V91H44ZM10 93H11V92H10ZM32 93H34V92L32 91ZM39 93H41V92H39ZM52 93H53V92H52ZM57 93H56V94H57ZM2 94H3V95H2ZM15 94L17 95L18 93H15ZM23 94H24V93H23ZM34 94H35V93H34ZM34 94H33V95H34ZM42 94L44 95V93H41V95H42ZM46 94H47V92H46ZM46 94H45L44 96H46ZM76 94H78V93H76ZM111 94H112V93H111ZM121 94H122V93H121ZM11 95H12V94H11ZM18 95H19V94H18ZM27 95H28V94H27ZM43 95H42V96H43ZM48 95H49V94H48ZM71 95H72V97H75V98H76V99H75L76 102H75L74 100L71 101V98H72ZM83 95H84V94H83ZM104 95H105V94H104ZM107 95H108V94H107ZM20 96H21V95H20ZM49 96H50V95H49ZM55 96H56V95H54V97H55ZM57 96H58V95H57ZM78 96H79V94H78ZM93 96H94V95H93ZM109 96H110V95H109ZM109 96H108V98H109ZM120 96H121V95H120ZM1 97H0V100H1ZM24 97H25V96H24ZM30 97H31V96H30ZM113 97H114V96H113ZM121 97L123 98V96H121ZM126 97H128V96H125V97H124V100L121 99L122 102L126 101V100H125ZM11 98H12V96H11ZM31 98H32V97H31ZM52 98H53V96L51 97V99H52ZM84 98H85L86 100H85ZM88 98H89V97H88ZM115 98H117V97H115ZM169 98H170V97H169ZM171 98H173V97H171ZM171 98H170V99H171ZM9 99H10V97H9ZM16 99H17V98H16ZM24 99H26V98H24ZM43 99H44V98H43ZM51 99L48 98V100H49L48 102H47V98L44 99V101H45V103H43L44 106H45L46 103H47V105L49 104V102L52 103L53 101H50ZM53 99H54V98H53ZM53 99H52V100H53ZM72 99H73V98H72ZM79 99H81V98H79ZM104 99H105V98H104ZM104 99H103V100H104ZM173 99H174V98H173ZM175 99H176V98H175ZM28 100H29V99H28ZM54 100H55V99H54ZM106 100H107V98H106ZM109 100H110V98H109ZM143 100H144V99H141V101H143ZM2 101H3V97H2V100H1L0 102H2ZM13 101H14V100H13ZM17 101H18V99H17ZM17 101H16V102H17ZM34 101H35V100H34ZM39 101H41V100H39ZM39 101L37 100V103H36L37 106H38ZM111 101H112V99H111ZM115 101H116V100L114 99V102H115ZM72 102L75 103V105H73ZM77 102H78L79 104H78ZM116 102H117V101H116ZM122 102H121V104H122ZM11 103H12V102H11ZM32 103H33V105H34L35 102H32ZM138 103L141 104V102H138ZM142 103H143V105H146V102H145V103L142 102ZM76 104H77V105H76ZM101 104H102V105H101ZM23 105H24V104H23ZM29 105H30V104H29ZM99 105H100V106H99ZM112 105H113V104H112ZM117 105H118V104H117ZM117 105H116V106H117ZM31 106H32V105H31ZM40 106H42V105H40ZM44 106H43V110L46 109V108H44ZM49 106H50V104H49ZM52 106H53V105H52ZM55 106H59V108H58L56 111H55V109H56ZM121 106H122V105H120V107H121ZM46 107H48V106H46ZM122 107H123V106H122ZM40 108H41V107H40ZM50 108H51V107H50ZM27 109H28V108H27ZM31 109H32V108H31ZM33 109H34V108H33ZM115 109H119V107L117 106V108H115ZM25 110H26V109H25ZM41 110H42V108H41ZM122 110H123V108H122ZM35 111H36V110H35ZM28 112H29V109H28ZM100 112H101V111H100ZM102 112H103V111H102ZM21 113H22V111H21ZM26 113H27V112H26ZM29 113H30V112H29ZM42 113H43V112H42ZM117 113H121V112H117V111H116L115 114H117ZM23 114H25V113H23ZM33 114H34V113H33ZM33 114H32V115H33ZM96 114H97V116H96ZM102 114H103V113H102ZM102 114H101V115H102ZM80 115H81V116L83 115V116L81 117ZM101 115H100V116H101ZM110 115H111V114H110ZM0 116H2L1 113H0ZM29 116H30V115H29ZM34 116H35V115H34ZM34 116H33V117H34ZM112 116H113V115H112ZM120 116H121V115H120ZM2 117H3V116H2ZM2 117H0V118H2ZM77 117H79V118H77ZM83 117H84V118H83ZM88 117H90V118H88ZM118 117H119V116H118ZM20 118H21V116H20ZM34 118H35V117H34ZM80 118H81V120H80ZM87 118H88V119H87ZM94 119H95V118H93V120H94ZM117 119H119V118H116V120H117ZM125 119H126V118H125ZM125 119H121V120L123 121V120H125ZM25 120H26V121H25ZM33 120H35V119H33ZM70 120H69V122L71 123L73 120H72V121H70ZM84 120H85V119H84ZM119 120H120V119H119ZM126 120H128V119H126ZM126 120H125V121H126ZM168 120H169V119H168ZM170 120H172V122H174V124H176V126H177L176 128H178V129H181V128L185 125V124L181 123V122L178 120V118H170ZM78 121H77V122H78ZM125 121H124V122H125ZM165 121H166V120H165ZM30 122H31V123H30ZM69 122H68V124H69ZM74 122H72V123H74ZM79 122H78V123H79ZM115 122H116V121H115ZM124 122H123V123H124ZM163 122H164V121H163ZM64 123H62V125H63V128H62V129H64L65 127H67V126H66L67 124L65 125ZM72 123H71V127L74 128V125L77 126V124H75L76 122H75L73 125H72ZM123 123H122V124H123ZM115 124H116V123H115ZM119 124L121 125V122H120ZM152 124H153V123H152ZM158 124H160V123H158ZM158 124H155V125L153 126V131H152L151 133H153V132L158 128ZM164 124H165V123H164ZM168 124H169V123L167 122V124H166L167 127H168ZM171 124H172V123H171ZM231 124H232V123H231ZM46 125H44V126H46ZM69 125H70V124H69ZM123 125L125 126V123H124ZM161 125H162V123H161ZM224 125H225V124H224ZM2 126H3V127H2ZM29 126H30V127H29ZM32 126H33V127H32ZM64 126H65V127H64ZM76 126H75V127H76ZM115 126H116V125H115ZM121 126H122V125H121ZM124 126H123V127H124ZM178 126H179V127H178ZM220 126H221V125H220ZM231 126H233V125H231ZM31 127H32V129H31ZM165 127H166V126H164V128H165ZM226 127H227V126H226ZM226 127H224V128L226 129ZM234 127H235V126H234ZM234 127H233V128H234ZM33 128H34V129H33ZM39 128H40V129H39ZM53 128H56L57 130H55V129H53ZM68 128H70V127H68ZM205 128H206V126H205ZM62 129H61V130H62ZM71 129H72V128H71ZM116 129H117V128H116ZM116 129H113V130L115 131ZM121 129H122V128H121ZM158 129H159V128H158ZM158 129H157V131H158ZM170 129H172V128L170 127ZM210 129H211V128H209V132H210ZM229 129H230V128H229ZM229 129H228V131H229ZM3 130H4V131H3ZM30 130H29V132H30ZM65 130H66V129H65ZM117 130H118V129H117ZM119 130H120V129H119ZM165 130H166V129H165ZM215 130H216V129H215ZM218 130H220L219 132H221V129H218ZM223 130H224V129H223ZM38 131H37L36 133H38ZM147 131H148V129H146V132H147ZM157 131H156V132H157ZM225 131H226V132H225ZM225 131H224V132L226 133V136H227V133H228V132H227V130H225ZM5 132H4V134H5ZM7 132H9V133H10V132H13V133H14V136H13V135H9V136H8V135H7ZM19 132H20V131H19ZM32 132H33V131H32ZM52 132H51V133H52ZM59 132H60V133H59ZM59 132H58V133H59L60 135H58V136H61V135L64 134V133H63L64 131H60V130H59ZM61 132H62V133H61ZM149 132H150V131H149ZM164 132L166 133V131H164ZM168 132H169V133H172V132H174V130L172 129V131L169 130ZM209 132H205L204 135H202V136L204 137V138H203L204 140H207V139H208L207 137H208V135H210V134H208ZM214 132H216V131H214ZM217 132H218V131H217ZM25 133H26V132H25ZM42 133H43V132H42ZM44 133H45V131H44ZM44 133H43V134H44ZM46 133H47V131H46ZM151 133H150V134H151ZM169 133H168V134H169ZM242 133H243V132H242ZM26 134H27V133H26ZM68 134H69V132H68ZM206 134H207V135H206ZM220 134H221V133H220ZM243 134H244V133H243ZM1 135H2V133L0 134V136H1ZM20 135L23 136L22 133H21V134L19 133V138H20ZM28 135H30V134H28ZM32 135H33V134H32ZM39 135H40V131H39ZM41 135H42V134H41ZM41 135H40V136H41ZM56 135H57V134H56ZM205 135H206V136H205ZM249 135H250V138H249ZM249 135H248V136L246 135V136H247L246 138H249V139L253 138V139H255V137H256V134H253V135H252V134H249ZM254 135H255V136H254ZM4 136H5V135H4ZM25 136H26V135H25ZM40 136H39V137H40ZM70 136L72 137V135H70ZM148 136H149V134H148ZM222 136H223V137H222ZM226 136L222 133V135L219 136V137H222V139L224 138L225 141H226ZM244 136H245V135H244ZM7 137H6V138H7ZM35 137H37V136H35ZM47 137H48V135H47ZM50 137H51V136H50ZM62 137H64V136H62ZM65 137H66V136H65ZM74 137H75V136H74ZM24 138H26V137H24ZM32 138H33V137H32ZM51 138H52V137H51ZM51 138H50V139L46 138L48 144H49L50 141L52 140ZM59 138H60L59 140L57 139V140H58V143L56 142V144H58V146L54 144V146H56L58 152H59V150L62 151L61 149H59V145H60L59 141L61 140V142H62V139H63V138L61 139V137H59ZM67 138H68V137H67ZM206 138H207V139H206ZM21 139H23V138H21ZM54 139H55V138H54ZM54 139H53V140H54ZM70 139H71V138H70ZM222 139H221V144H222V145H221L219 142H218V143L220 144V146H216L217 144H215V147H217V148L220 147V150L218 149L219 152H218V151L216 152L217 155H218V153H220V154L222 155L223 153H225V152L227 153V152L230 151V150L228 151V149H230V144H228V142L225 143L224 139H223V141H224V143H223V142H222ZM253 139H251V140H253ZM12 140H11V141H12ZM18 140H19V141H18ZM25 140H26V139H25ZM34 140H35V139H34ZM71 140H72V139H71ZM73 140H74V139H73ZM76 140H77V143H79L77 138H76ZM17 141H18V142H16V144H18V143H19V144H18V146H17L16 144H15V145H16L18 148L22 147V145H23L22 142H23V141H22L21 143H20V139H17ZM32 141H33V140H32ZM69 141H70V140H69ZM27 142H28V141H27ZM35 142H37V141L35 140ZM51 142H52V141H51ZM53 142H55V141H53ZM66 142H67V141H66ZM70 142H71V141H70ZM72 142H73V141H72ZM74 142H75V141H74ZM206 142H208V141H206ZM210 142H211V140H210ZM213 142H216V141H212L211 143H212L213 145H211V146H214V143H213ZM75 143H76V142H75ZM6 144H9V141H8ZM6 144H5V146H7ZM30 144H31V143H30ZM36 144H37V143H36ZM52 144H53V143H52ZM66 144H67V143H66ZM73 144H74V143H73ZM73 144L70 145V144L68 143V145H66V146H69V145H70V147H72V146L75 145V144H74V145H73ZM79 144H80V143H79ZM79 144H78V145H79ZM219 144H218V145H219ZM10 145H11V144H10ZM19 145H20V146H19ZM26 145H28V144H26ZM26 145H25V146H26ZM46 145H47V144H46ZM0 146H1V145H0ZM23 146H24V145H23ZM50 146H51V145H49V149L47 148V150H46V149L44 150V148H43L44 152L42 151V152H40V153H39V150H38V149H36V151L38 150L37 152L34 151L33 149H35V148H33V147H32L33 149L29 147V150L31 149V153H32V154H33V151L35 152V157L38 156L36 153H38V154L41 155V156H39V157H43L42 154H44V155H46V156L49 154ZM52 146H53V145H52ZM79 146H80V145H79ZM79 146H78V147H79ZM221 146H222V147H221ZM14 147H15V146H14ZM17 147H15V148L18 149ZM26 147H27V146H26ZM34 147H35V146H34ZM226 147H227V149H226ZM10 148H11V147H10ZM10 148L8 147V148L5 149V147H2V148L0 147V197H2V198H4V199H7L8 197L6 198V197H3V196H5L7 192H8V194H9V191L11 190V184H9V180H8L9 177L6 178V176H7V175L15 176V173H16L15 171H16V170H17V171H18V170H21L23 167H26V166L28 165L29 161H30L29 158H30V159L32 158V157H31V153L26 155L25 153H19V149H18V152H17V150H14L15 148L13 149V146H12V149H13V150H11ZM38 148H39V147H38ZM65 148H66V147H65ZM74 148H75V147H74ZM231 148H233V151H234V152H235V150L237 149V148L234 149V147H232V146H231ZM21 149H22V148H21ZM24 149H25L24 151L27 153L26 150H28V148H27V149L24 148ZM63 149H64V148H63ZM69 149H70V148H69ZM122 149H123V148H122ZM126 149H127V148H126ZM213 149H214V148H213ZM53 150H54L55 152H57L55 148H53ZM124 150H125V149H124ZM124 150H123V153L125 154L126 151L124 152ZM238 150H239V149H238ZM15 151H16V152H15ZM54 151H51V150H50L51 153L54 152ZM128 151H129V150H127V153H128ZM214 151H216V149H214ZM220 151H221V152H220ZM55 152H54V153H55ZM58 152H57V153H58ZM63 152H64V151H63ZM129 152H130V151H129ZM173 152H174V151H173ZM173 152H172L169 156L166 155V156H168L167 158H168L169 161H170V160H173V161H176V160H177V155H175V153L173 154ZM199 152H200V154L202 153V151H200V150H199ZM203 152H204V151H203ZM237 152H238V151H237ZM28 153H29V151H28ZM41 153H42V154H41ZM59 153H60V152H59ZM210 153L212 154L213 151H210V152H209V156L206 157L207 160H209L208 158H210ZM226 153H225V154H226ZM229 153H230V152H229ZM231 153H232V149H231ZM62 154H63V153H62ZM62 154H60V155H62ZM112 154H114V153L112 152ZM195 154H196V153H195ZM213 154H214V153H213ZM50 155H51V154H50ZM50 155H48V156H50ZM196 155H197V154H196ZM205 155H208V153L206 154V152H205ZM214 155H215V154H214ZM114 156H115V154L113 155V158L116 159ZM201 156H202V154H201ZM25 157H29V158H27V160H26ZM35 157H34V154H33V158L36 160ZM39 157H38V158H39ZM108 157H109V156H108ZM116 157H117V155H116ZM118 157H120V156L118 155ZM118 157H117V158H118ZM202 157L205 158V157H204V154H203ZM212 157H213V155H212ZM212 157H211V162H210L209 164H211V163L214 164V163H216V162H217V164H218L219 162H221L220 160H223V159L225 160V157H227V156H224V157H219V156L216 157V156H215L216 158H218V160H216V158H215V160H213ZM45 158H47V157H45ZM113 158H112V156H111V159H113ZM219 158H222V159H219ZM34 159H32V162H33ZM39 159H42V158H39ZM39 159H37L38 161H36V163L34 162L35 165L39 162ZM226 159H228V158H226ZM109 160H110V158H109ZM218 161H219V162H218ZM225 161H226V160H225ZM40 162H42V161L40 160ZM40 162H39V163H40ZM105 162L107 163V161H105ZM105 162H101V163L104 164V166H106V163H105ZM207 163H208V162H207ZM212 164H211V165H212ZM31 165H33V164H31ZM90 165L94 167V168H93V171H94V170H95V166H94L95 164H92V163H91V164H89V166H90ZM153 165H154L153 173H154V175H156V178H155V179L158 180V179L161 178V177L158 178V177L161 175V172H160L161 170L159 169L160 167H159V165H158L156 162H155ZM205 165H206V164H205ZM33 166H34V165H33ZM87 166H88V165H87ZM89 166L87 167V169L89 168V171H90V172H86V174L90 173V174H88V178H90L89 175H91V174H93V173L95 172V171H94V172H93V171L91 172L92 168H91V166H90V167H89ZM206 166H208V165H206ZM102 167H103V166H102ZM19 168H20V169H19ZM28 168H30V167H28ZM28 168H27V169H28ZM96 168L99 169L98 166H97ZM205 169H206V168H205ZM207 169H208V168H207ZM23 170H24V169H23ZM28 171H30V169H29ZM205 171H206V170H205ZM13 172H14V175H13ZM18 172H19V171H18ZM7 173H9V174H7ZM10 173H11V174H10ZM19 173H20V172H19ZM19 173H16V176H15V177H17V175H19ZM23 173H24V172H23ZM78 174H79V173H78ZM86 174H85V173H82L83 176L85 175L84 178H86ZM4 175H5V176H4ZM79 176H80V175H79ZM95 176H96V174H95ZM95 176L93 175V178H94ZM161 176H163V175H161ZM81 177H82V176H81ZM81 177H80V178H81ZM4 178L7 179V180L5 181ZM76 178L78 179V175H76ZM88 178H87V180H86V179L84 180L86 184L89 183V182H91V181H89ZM77 179H76V181H77ZM82 179H83V178H82ZM82 179H81V180H82ZM91 179H92V175H91ZM91 179H90V180H91ZM81 180H80V181H81ZM153 180H154V179H153ZM86 181H89V182H86ZM95 181H96V180L92 179V182H95ZM77 183H78V181H77ZM79 184H81V183L79 182ZM82 184H84V182H82ZM90 184H91V183H90ZM90 184H88V185H90ZM93 184H94V183H93ZM128 184H129V183H128ZM128 184H125V183H122V184H121V183H120L121 187H123V188L126 187L125 190L122 189V190H124V192H125V191L127 192V190L129 189V186H127ZM146 184H147V183H146ZM152 184H153V183H152ZM159 184H160V183H159ZM162 184H163V183H162ZM162 184H160V185L162 186ZM120 185H118V186H120ZM123 185H124L125 187H124ZM135 185H136V184H135ZM81 186H82V185H81ZM95 186H96V185H95ZM144 186H145V185H144ZM156 186H157V185H156ZM93 187H94V186H93ZM96 187H97V186H96ZM136 187H137V185H136ZM146 187L149 188V187H150L149 184H148ZM146 187H145V188H146ZM162 187L165 188V186H162ZM162 187H160V186H159V187H153L152 191H153V190H157V189L159 190V192L164 191V189H163ZM81 188H82V187H81ZM88 188L90 189V187H88ZM97 188H98V187H97ZM138 188H139V187H138ZM126 189H127V190H126ZM139 189H140V188H139ZM12 190H13V189H12ZM91 190L93 191V189H91ZM91 190H90V191H91ZM98 190H99V189H98ZM110 190H111V189H110ZM110 190H109V192H108V191L105 192V193L108 192V193L106 194L107 197L111 196L110 194H112L113 192H115L114 188L112 189V190H114L112 193H111ZM143 190H144V189H143ZM143 190H142V191H143ZM149 190H150L149 192L151 193L152 191H151L150 188H149ZM158 190H157V192L153 191V192H155V193H152V197H153L155 194H158V193H159ZM83 191H84V190H83ZM88 191H89V190H88ZM90 191H89V192H90ZM104 191H105V190H104ZM104 191H103V192L101 191V194H100V193H97V194L94 193V194H93L92 192H90V195H89V192H88V193H85V194L83 193L84 196H83L82 191H81V197H83V204L87 205L89 202L91 203V201H92V202L94 201L95 205H93V206L95 207L94 209H95V212H96V216H97V217H98V216L101 217V220H102L103 218L105 219L106 217L109 218V215H112V211H113L114 209H115V211H118V210H119V212H118V215H119V213H120V209H122V208H118V210H117L115 205H117V203L119 204L120 202H115V201H114L115 199H114L112 196L109 197V198H113V200H110V199L107 200V198L104 197V195H105ZM129 191H130V190H129ZM95 192H96V190H95ZM116 192H117V191H116ZM120 192H121V191H120ZM143 192H144V191H143ZM143 192H141V193H143ZM146 192H148L147 189H146ZM149 192L146 193V194L149 195V197L151 198V194H149ZM103 193H104V195H102ZM162 193H163V192H162ZM8 194H7V195H8ZM86 194H88L89 196H87ZM120 194H121V193H120ZM144 194H145V193H143V196H146V195H144ZM92 195H94L95 197H94V196L92 197ZM99 195H100V196L102 195V196H101L102 198H99V197H100ZM108 195H109V196H108ZM124 195H125V196H128L126 193H125ZM137 195H138L139 197H137L138 199H137L136 201H137L139 204H140V203L143 204V205L141 204V205H142L141 207L146 208V207L144 206V204H145V202H147V201L149 202V199H147V201L144 202V200H146V199L143 198L144 200L142 201V200H141L142 198L140 197V194H136V196H137ZM164 195H165V194H164ZM97 196H98V199H97ZM119 196H120V195H119ZM158 196H159V194L157 195V197H154V198H157V201H155V202H157V203L152 202V203H153V204H152V203L150 202V204H147V203H146V204H147L148 206H150V205H154V206H155V205H159V204H160L159 202H160V201H164V200H163V197L160 198V196H159V198H158ZM161 196H163V195H161ZM90 197H91V198H95V199H91ZM103 197H104V198H103ZM149 197L147 196V198H149ZM165 197H166V196H165ZM115 198H117V197L115 196ZM135 198H136V197H135ZM154 198H151L150 201H151V200H156V199H154ZM121 199H123V198H122V195H121ZM125 199H126V198H125ZM133 199H134V198H132V200H133ZM161 199H162V200H161ZM117 200H118V198H117ZM126 200H127V199H126ZM134 200H135V199H134ZM138 200H139V201H138ZM158 200H159V201H158ZM123 201H124V200H123ZM128 201H129V200H128ZM140 201H141V202H140ZM124 202H125V201H124ZM129 202H131V199H130ZM164 202H165V201H164ZM164 202H163V203H164ZM94 203H93V204H94ZM133 203H134V202H133ZM133 203H132V204H133ZM138 203H137V205H138ZM154 203H155V204H154ZM158 203H159V204H158ZM91 204H92V203H91ZM121 204H122V203H121ZM134 204H135V203H134ZM119 205H120V204H119ZM119 205H117V207H119ZM126 205H127V204H126ZM126 205H125V204H122L121 206L125 208ZM129 205H130V204H129ZM161 205H162V204H161ZM168 205H169V204H168ZM154 206H151V207H153V208L156 209V207H154ZM162 206H163V205H162ZM69 207H70V205H69ZM133 207H134V205H133ZM160 207H161V206H160ZM160 207H159V208H160ZM163 207H164V206H163ZM111 208H112V209H111ZM124 208H123V209H124ZM131 208H132V207H131ZM162 209H163V211L167 210V211L173 213V212L170 211L169 209H166V207H164V208H162ZM170 209H171V208H170ZM67 210H69V209H67ZM125 210H126V209H125ZM65 211H66V210H65ZM65 211H64L63 213H65ZM161 211H162V210H160V212H161ZM163 211H162V213H163ZM225 212H227V211H225ZM228 212H229V211H228ZM60 213H61V212H60ZM76 213L79 214L78 212H76ZM110 213H111V214H110ZM154 213H155V212H154ZM156 213H157V214L159 213V210H158V209H156ZM156 213H155V215H156ZM164 213H165V212H164ZM164 213H163V216L165 217V215H167V214L165 213V215H164ZM171 213H170V214H171ZM67 214H68V211H67ZM67 214H64V218L62 217V216H63L62 213H61V214H57V215H59V218L62 217V219H59V218H58L59 221H60V220H62V221L64 220V225L60 227V225H62V223L60 222L61 224L59 225L58 232H57V233H56L55 231L52 232L54 235H53L52 233H50L51 236L49 235V236H48L49 238H47V239H50V237L53 236L52 239H50V241H51V240L53 241L54 236H55V233H56V236H57V234H58L59 236H61V237H59V236L56 237V236H55L56 238H59V239H56V238H55V239L57 240L56 242H57L58 244H54V245H53L52 242H50V241H49L48 243H51V245H52L53 248L56 247L55 252H56V250L59 251V252H57V255L60 254V257H62L61 259H64V260L67 261V262H71L72 260L70 261V257H69L70 255H69V254L71 253L72 249H71V250L68 249V247L70 248L71 245H70V243H69L70 240L68 241L66 238L68 237V235H70V234H68V232L71 230V229H70V226L68 227V225H69V223H72V222H69L68 218H71L72 216L69 217V215H67ZM77 214H76L77 217H74V218H77V219L79 220V219L81 218V215H82V214L80 213V214H81V215H79L80 218L78 217ZM116 214H117V213H115V215H114V214H113V215L116 216ZM124 214H125V213H124ZM160 214H161V213H159V214L156 216V218H157L158 216H160V218H158V220L160 219V221L162 222V220H163L164 218H162ZM168 214H169V213H168ZM222 214H223V212H222ZM222 214H221V215H222ZM224 215H225V213H224ZM60 216H61V217H60ZM65 216H66V218H65ZM67 216H68V218H67ZM96 216H95V217H96ZM102 216H105V217L102 218ZM167 216H168V215H167ZM171 216H172V214H171ZM171 216H168V217H171ZM82 217H83V215H82ZM97 217H96V218H97ZM99 217H98V221H99ZM110 217H111V216H110ZM173 217H174V215H173ZM173 217H172V219H173ZM221 217H223V215H222ZM238 217H239V214H238L236 211H234V213H231V212H230V213H228V214L225 215V219H226V221H228V222H232V221H234L235 219H237ZM107 218H106V219H107ZM114 218H115V217H114ZM156 218H155V219H156ZM161 218H162V219H161ZM165 218H166V217H165ZM183 218H184V216H183ZM81 219H84V217L81 218ZM166 219H167V218H166ZM166 219H164V220H165V222H164L165 224H166ZM221 219H222V218H221ZM67 220H68V221H67ZM70 220H71V221H72V220L74 221V219H70ZM78 220H76V224H77V221H78ZM109 220L111 221V219H109ZM132 220H133V219H132ZM193 220H194V218L191 220V222H192ZM195 220H196V218H195ZM195 220H194V222H195ZM59 221H58V222H59ZM79 221H80V222H83L82 220H79ZM102 221H104V220H102ZM102 221H100V222H102ZM107 221H108V220H107ZM107 221H106V222H107ZM167 221H168V220H167ZM170 221L173 222L174 219H173V221L169 219L168 222H170ZM196 221H197V220H196ZM48 222H50V221H48ZM48 222L45 221V223H44V226H45V227H47V226L49 225ZM52 222H53V221H52ZM58 222H57V224H58ZM66 222H68V225H67V226H66ZM171 222H170V223H171ZM179 222H180V221H179ZM185 222H186V221H185ZM187 222H189L188 219H187ZM6 223H7V224H6ZM46 223H47V224H46ZM74 223H75V221L73 222V225H74ZM103 223L105 224V221H104ZM197 223H198V222H197ZM200 223H202V222H200ZM45 224H46L47 226H46ZM51 224H52V223H51ZM57 224L55 223V225H57ZM79 224H81V223H78V225H79ZM174 224H175V223H174ZM176 224L178 225V223H176ZM179 224H180L179 226H181V225L183 226V227H180V228H179L180 230H184V229H185L184 227H186V228L190 227V228H188V230H187V231L190 232L189 229H192V230H193V229H195V228L197 227V228L195 229L196 231H194V232H198L199 235H200V233L202 232V231H201V232L199 233V231H197V230L200 229L201 226H199V227H198V225H195V226H194V223H191L193 226H191L190 222H189L190 226H189L188 224H185V223L183 224V222H182V223L180 222ZM204 224H205V223H204ZM208 224H209V223H208ZM2 225H3V228H5L4 225H8V221L5 220V219H0V227H1ZM209 225H210V224H209ZM209 225H208L207 227H209ZM211 225H212V224H211ZM57 226H58V225H57ZM75 226H77V225H75ZM79 226H80V225H79ZM79 226H77V228H78ZM179 226H178V227H179ZM204 226H205V225H204ZM6 227H7V226H6ZM48 227H49V226H48ZM62 227L65 229V231L68 230V228L70 229L68 232H66V233L68 234V235L66 234V236H67L66 238H65V236H64V235H65V231H62V232H61V230H64ZM66 227H67V228H66ZM73 227H74V226H73ZM164 227H165V225H164ZM166 227H167V226H166ZM166 227H165V228H166ZM170 227H171V226H170ZM172 227H174L173 224H172ZM191 227H193V228H191ZM194 227H195V228H194ZM207 227H205V228H207ZM60 228H62V229H60ZM71 228H72V227H71ZM77 228H75V229H77ZM79 228H80V227H79ZM168 228H169V227H168ZM202 228H203V227H201V229H202ZM215 228H216V227H214V226H210V227H209V230H208V228H207V230H208L209 233H207V231H206V234H208V235H209V234L212 235L213 233H214V234L222 233L221 230H219V229H215ZM1 229H2V228H1ZM1 229H0V230H1ZM47 229H48V228H47ZM73 229H74V228H73ZM103 229H104V228H103ZM162 229H164L163 226H162V228H161L160 230L162 231ZM201 229H200V230H201ZM106 230H107V228L104 229L105 232H106ZM166 230H168V229L166 228ZM180 230L177 229V231H180ZM185 230H186V229H185ZM202 230H204V229H202ZM59 231H60L61 233H60ZM72 231H73V230H72ZM76 231H78V230H75V232H76ZM107 231H110L111 234H113V231H112L111 229L109 230V228H108ZM161 231H159V232L161 233V235H160L159 232H158V233L156 234L157 237L154 238V236H153V237L151 236V240L153 241V239H154L155 242L153 241V243H150L149 240H148V238H147L144 242L142 241V243H140V244H144V245L150 246V245H154V243H158V241H159L160 239L164 240L163 238H165L164 241H166V239L169 240V239L167 238V235H165V237H164V234H165L164 231H165V230L162 231V232H161ZM170 231H171V228H170ZM78 232H79V235H80V234L83 233V230H82V233H80L81 230H79ZM98 232H99V231H98ZM98 232L96 233V235H98V237L96 238V242H95V244L93 243V244L96 246L95 249H93V251L95 250V253H97V255H96V254H95V256L93 255L94 253H93V251H92L91 248H90V249H91L90 251H92V252H89V255H90V253H93L92 256L96 258V259L94 258V260H96L98 264H109L110 262L113 264V262H115V261L112 259V258H113V255H112L111 251L107 250L104 246L107 245L111 240H113L114 237L116 236V234H115V232H114L113 235H108V234H106V233H108V232H106V233L103 232L102 234H101V232H99V234H98ZM163 232H164V233H163ZM166 232H167V231H166ZM180 232H181V231H180ZM185 232H186V231H185ZM204 232H205V230H204ZM204 232H202V233H204ZM59 233H60V234H59ZM62 233H63L64 235H63ZM69 233H71V235H72V232H71V231H70ZM73 233H74V231H73ZM120 233H121V232H120ZM162 233H163V234H162ZM170 233H171V232H170ZM170 233H169V234H170ZM176 233H178V232H176ZM190 233H191V232H190ZM192 233H193V232H192ZM192 233H191V234H192ZM76 234L78 235L77 232H76ZM173 234H175V233H173ZM182 234H183V233H182ZM184 234H185V233H184ZM206 234L204 235V238L206 237ZM77 235H75V236L77 237ZM158 235H159V236H158ZM162 235H163V238H162ZM179 235H181V234H179ZM196 235H197V233H195L194 237L196 238V241H197V238L200 237V236L197 235L198 237H196ZM202 235H203V234H202ZM208 235H207V236H208ZM210 235H209V236H210ZM81 236L84 237V235H81ZM174 236H175V235H174ZM183 236H184V235H183ZM185 236H186V235H185ZM192 236H193V235H192ZM63 237H64V239H63ZM72 237H73V235H72ZM76 237H75V238H76ZM95 237H96V236H95ZM175 237H176V236H175ZM180 237H182V236H180ZM61 238L63 239V241H62ZM68 238H69V237H68ZM140 238H141V239H145V237L142 238V236H141ZM172 238H173V236H172ZM176 238H177V237H176ZM176 238H175V239H176ZM200 238H201V237H200ZM173 239H174V238H173ZM173 239H172V240H173ZM179 239H180V238H179ZM181 239H183V238H181ZM193 239H194V238H193ZM59 240H60V241H59ZM72 240L75 241L74 238H72ZM72 240H71V241H72ZM194 240H195V239H194ZM205 240H206V239H205ZM44 241H46V238H45ZM47 241H48V240H47ZM47 241H46V243H47ZM73 241H72V243H73ZM136 241L139 242L137 239H136ZM164 241H163V243H164ZM176 241H177V240H176ZM176 241H175V242L173 241V243L176 244V246H177L179 243H178V241H177V242H176ZM53 242H55V240H54ZM56 242H55V243H56ZM75 242H76V241H75ZM166 242H169V241H166ZM205 242H206V241H205ZM44 243H45V242H44ZM48 243H47V244H48ZM68 243H69L70 246L68 245ZM110 243H111V242H110ZM170 243H171V242H170ZM170 243H169V246L173 247V250H172L171 247H170V251H172V252H171V255H172L173 251H175L173 254H176V252H177L178 250L176 249V247H174V245H173L172 243H171V244H170ZM182 243H183V242H182ZM77 244H78V237H77V242L73 245V246L75 247V249H76V246H75V245H77ZM93 244H92V245H93ZM161 244H162V241H161ZM202 244L204 245L205 243H202ZM45 245H46V244H45ZM45 245H43V248H44ZM49 245H50V244H48V246H49ZM59 245H60V246H59ZM67 245H68V246H67ZM94 245H93L92 248H94ZM155 245H156V244H155ZM46 246H47V245H46ZM97 246H98V247H97ZM52 247H51V248H52ZM59 247H60V248H59ZM80 247H81V246H80ZM80 247H79V245L77 246V248H79V249H80ZM89 247H90V246H89ZM163 247H165V248L167 247V249L169 250L168 245L165 246V244H164ZM180 247H181V246H180ZM57 248H58V249H57ZM82 248H83V247H82ZM82 248H81V249H82ZM165 248H164V249H165ZM177 248L180 249V248H179V245H178ZM28 249H29V248H28ZM75 249H74V250H75ZM174 249H175V250H174ZM29 250H30V249H29ZM31 250H32V249H31ZM77 250H78V249H76V252H77ZM83 250L86 251L85 248H83ZM88 250H89V249H88ZM168 250H167V251H168ZM46 251H48V249H47ZM46 251H45V252H46ZM49 251H50V249H49ZM167 251H165V252H166V253L170 252V251H168V252H167ZM23 252H25V251L23 250ZM23 252H21V254H22ZM35 252H36V253L39 252L38 254H41L40 256H43V255L45 256V254H42V253H44V251L41 250V252H40V249H39V251H35ZM51 252H54V251L52 250ZM81 252H83V251L81 250ZM86 252L88 253V251H86ZM27 253H28V250H27ZM31 253H32V252H31ZM31 253H28V255H29V254L31 255ZM77 253H78V252H77ZM77 253H76V254H75V253H71V254H73V255H71V256H74V254H75V255H77V257H79V255H82L83 257H85V255H84L85 252H83V254H81V253H80V250H79V254H77ZM87 253H85V254L88 255ZM17 254H18V253H17ZM46 254H47V256H48L49 253H46ZM53 254H54V253H53ZM18 255H19V254H18ZM35 255H36V254H35ZM89 255H88V256H89ZM167 255H168V254H167ZM167 255H166V256H167ZM171 255H170V256H171ZM37 256H38V257H37L38 260H40L39 255H37ZM49 256H50V254H49ZM52 256L55 257V256H56V253H55V255H52ZM82 256H80V258H82ZM88 256H87V257H88ZM168 256H169V255H168ZM168 256H167V258H164V261L162 260L163 262H161V264H173V263H174V262H172L171 259L175 258V257H174L175 255H172L171 257H173V258H171V259H169L170 256H169V257H168ZM19 257H20V256H19ZM19 257H17V259H18ZM30 257H31V256H30ZM30 257H29V258H30ZM74 257H75V256H74ZM93 257H92V258H93ZM22 258H23V257H20V260H19V259H18V260L21 261ZM24 258H26V257L24 256ZM42 258H43V257H42ZM42 258H41V259H42ZM44 258H45V257H44ZM44 258H43V262H44L45 259H47V260H49V261H47V262H50V263H47V262H46V263H47V264H51L52 259H51V260L48 259L49 257H47V258H45V259H44ZM50 258H51V257H50ZM58 258H59V257L56 256V259H58ZM90 258H91V257L89 256V260H90ZM92 258H91V259H92ZM201 258L204 259V262H206L207 260H208V261H207L208 263L210 262V260H209L208 258H206V257H204V258L201 257ZM205 258H206V259H205ZM7 259H9V257H8ZM7 259H6V260H7ZM15 259H16V258H15ZM30 259H31V258H30ZM35 259H36V258H35ZM53 259H54V258H53ZM9 260H11V262H13L14 259H13V260H12V259H9ZM64 260H62V261H64ZM74 260H75V262H73V263L77 264V263H78L77 259L74 258ZM74 260H73V261H74ZM78 260L80 261L79 258H78ZM82 260H83V259H82ZM92 260H93V259H92ZM92 260H91V261H92ZM174 260H175V259H174ZM14 261H15V260H14ZM25 261H26V260H25ZM32 261H34V260H32ZM40 261H41V260H40ZM40 261H39V262H40ZM57 261H58V260H57ZM62 261H61V262H62ZM76 261H77V263H76ZM201 261H203V260H201ZM21 262H22V261H21ZM21 262H20V263H21ZM34 262H35V261H34ZM36 262H37V261H36ZM82 262H83V261H82ZM82 262H81L80 264H82ZM6 263H7V262H6ZM29 263H30V262H29ZM31 263H33V262H31ZM53 263H54V262H53ZM53 263H52V264H53ZM57 263H58V262H57ZM62 263H63V262H62ZM64 263H65V262H64ZM94 263H96V262H94ZM97 263H96V264H97ZM111 263H110V264H111ZM193 263L196 264V262H193ZM200 263H201V262H200ZM8 264H9V261H8ZM14 264H15V263H14ZM18 264H19V263H18ZM27 264H28V263H27ZM55 264H56V262H55ZM71 264H72V262H71ZM142 264H149V262H148V261H144V262H142ZM204 264H207V263H204Z\"/></svg>",
	"mask_w": 264,
	"mask_h": 264
}]
</instances>
